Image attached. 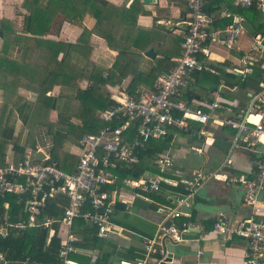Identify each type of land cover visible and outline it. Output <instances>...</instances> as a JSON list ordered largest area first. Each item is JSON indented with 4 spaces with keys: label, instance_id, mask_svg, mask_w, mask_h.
Wrapping results in <instances>:
<instances>
[{
    "label": "built area",
    "instance_id": "obj_1",
    "mask_svg": "<svg viewBox=\"0 0 264 264\" xmlns=\"http://www.w3.org/2000/svg\"><path fill=\"white\" fill-rule=\"evenodd\" d=\"M186 5L188 12L182 22L188 25V30L182 32L175 65L156 79L153 89L139 90L136 96L129 95L125 87L110 89V103L94 115L102 126L95 133L84 134L79 140V158L74 173L60 170L56 162H50L51 144L48 140L24 153L21 161H10L0 167V202L11 195L22 204L18 215L9 212L8 202L2 205L0 239H14L30 228H48L55 223L70 231L77 220L95 228L99 239H108L114 235L111 220L116 204L125 203L127 189L155 194L163 185H177L164 176L174 167V159L168 150L151 159V166L160 174L125 178L117 191L104 190L118 182L117 169L138 163L134 152L149 140H162L172 134L171 146L177 134L200 138L201 129L211 125L228 128L233 133L223 166L230 165L231 155L242 150L249 154L253 167L251 177L224 178V182L243 187L242 201L250 209L249 217L236 225H231L226 219H218L212 225V232L243 238L246 242L244 264H264V74L258 91L251 95L247 106L233 114L223 106V93L229 88L223 83L199 105L183 97L194 83L193 73L207 71L216 74L211 67L215 63L210 58L212 45L233 55L231 59L237 65L232 71L236 74L244 77L251 70L254 62L251 54L258 51L264 41V32L255 34L254 43L243 51L241 36L245 32V19L237 11L254 9L264 16V0H186ZM250 117L258 120L250 121ZM203 139L205 144L213 142L209 136H203ZM192 150L198 155L202 153V147ZM38 151L44 155V160L34 161ZM218 177L217 172L198 171L189 175V180H183L187 193L175 199L173 217L190 219L191 213L183 209H188L189 200L205 182ZM58 194L68 198L62 217L58 220L44 217L38 221L36 216L46 201ZM188 225L184 224L185 227ZM161 231L163 237L179 233L176 226L161 228ZM158 238L147 239L144 243L147 258L164 254ZM177 239L179 241L180 238ZM74 241L75 238L69 234L61 241L59 258L62 264H71L69 255L76 251ZM0 264L15 262L0 252Z\"/></svg>",
    "mask_w": 264,
    "mask_h": 264
},
{
    "label": "trees",
    "instance_id": "obj_2",
    "mask_svg": "<svg viewBox=\"0 0 264 264\" xmlns=\"http://www.w3.org/2000/svg\"><path fill=\"white\" fill-rule=\"evenodd\" d=\"M168 2L175 3L181 6L182 10L185 9V13L188 12L186 0H168ZM22 8L28 12L24 16L22 29H16L14 24L6 19L0 20V32L4 40V47L0 50V98L2 100L0 167L9 164L10 161L7 160L9 151L13 155V162L21 161L28 148L34 150L36 138L43 133L51 144L50 162H56L60 170L72 174L76 170L79 158L73 148L77 149L79 140L84 134L95 133L102 126L94 115L110 103V89L122 86L128 76L131 77V81L128 86L126 83L125 91L129 95L136 96L142 84L153 89L156 79L162 72L168 71L175 65L171 59L179 56V43L182 41V36L165 33L158 29L148 32L139 30L136 27L138 16L150 15L143 8L141 0H133L129 7H126V3L115 6L105 0H46L45 5L37 3L36 0H24ZM81 9L95 19L96 23L92 30L84 29L75 44L45 39L49 32L57 34L63 22L72 24L79 21ZM237 13L245 20H250L255 14L260 15L254 9L238 10ZM158 19L168 20V9L156 7L154 21ZM255 28L257 33L261 34L264 31L262 23ZM91 35L104 39L107 47L117 52L112 66L107 70L97 68L89 60L91 48L86 39ZM12 45L21 48L20 61L8 56V49ZM149 49H152L159 57L156 58L155 66L145 72L141 69L143 60L141 54ZM60 54L62 58L58 60ZM232 62V60H226L223 63L211 65L216 74L207 71L193 73L194 83L183 97L191 103L194 101L199 103L203 101L202 94L216 90L221 81L231 86L245 88L246 78L232 72ZM49 75L60 76V85L75 91L74 99L63 100L62 97L47 96L52 88L51 84L45 82ZM83 80L92 83L80 88L79 83ZM19 87L36 95L28 115L23 118V130L27 131L24 143L20 134L13 136V130L9 126L12 115L10 104L19 100L17 96ZM200 107L204 108L202 105ZM51 111L56 112L57 118L54 122L49 117ZM74 117L83 122L80 130L69 123ZM171 141L172 134L162 140H149L142 148L136 149L134 154L140 162L145 158L153 159L169 149ZM142 168L140 163L118 168L116 172L118 182L104 190L117 191L122 187V181L125 178L138 179L142 175ZM4 202H8L9 212L12 215L21 214L22 204L18 203L15 197L7 195L0 202V210ZM67 204L68 198L58 194L46 201L45 207L36 219L39 221L48 217L58 220L62 217L63 209ZM115 208L116 211L124 210V206L118 203ZM75 222L81 227L87 226L80 220ZM51 226L52 228H30L14 239H0V252H4L7 259L14 261L15 264H62L59 258L60 239L56 234L48 238L49 229H56L55 225ZM90 228L84 230L89 235L88 239H84L85 244L74 242L75 247L85 249L90 246L88 242L92 243L93 247L99 242L96 229ZM155 256L159 257V254ZM79 257L72 253L69 255V260L70 258L78 260ZM106 262V259L100 258L94 264H106ZM85 264H89V261Z\"/></svg>",
    "mask_w": 264,
    "mask_h": 264
},
{
    "label": "crops",
    "instance_id": "obj_3",
    "mask_svg": "<svg viewBox=\"0 0 264 264\" xmlns=\"http://www.w3.org/2000/svg\"><path fill=\"white\" fill-rule=\"evenodd\" d=\"M24 0H0V20L6 19L14 24L16 29H22L24 25V16L28 12L22 8ZM108 3L121 6L126 3L129 7L133 0H105ZM156 5H145L143 8L150 13V15H139L136 20V27L141 31H151L156 29L154 27L157 21H167L165 19H158L154 21L156 15V7L159 9H168L169 19L185 18V9L175 3H169L168 0H156ZM37 3L45 5L46 0H36ZM184 8V7H183ZM168 19V20H169ZM257 34L256 26H264V16L255 14L251 16L250 20H245ZM95 19L89 16L84 9L80 10L79 21L75 23L63 22L60 25V30L57 34L49 32L45 39L54 41L75 44L84 29L92 30L95 26ZM264 30V29H263ZM264 32V31H263ZM175 35L182 36L181 31L171 32ZM0 50L4 47V40L0 32ZM27 37H31L27 35ZM86 42L91 48L89 60L97 68L101 70L109 69L117 55V52L107 47L104 39L91 35ZM243 51H247L252 43H254V35L244 32L241 36ZM168 44V42L166 43ZM169 46V45H168ZM176 46V45H175ZM171 47V46H170ZM178 47V44H177ZM172 50L174 48L172 47ZM210 58L214 64H220L226 60H232L222 47L212 45L210 47ZM176 52V51H175ZM155 53V52H154ZM11 59L20 61L22 58L21 48L12 45L7 52ZM241 53L236 54L239 56ZM141 69L148 71L155 66V58L151 59L144 55ZM254 58L251 70L245 76V88L231 86L228 83L221 81L220 83L227 85L229 88L223 93V106L229 114H233L240 108H245L250 101L253 93L259 89V81L264 74V41L258 48V51H253L251 54ZM62 58L59 55L58 60ZM178 58V57H177ZM172 58V61L177 59ZM234 61L232 62L233 67ZM163 71L162 73H165ZM60 76L49 75L45 82L51 84V91L47 93L50 97H62L63 100L74 99L75 91L60 85ZM131 77L128 76L124 84L129 85ZM91 81H81L80 88L91 85ZM220 86V84H219ZM218 86V87H219ZM217 87V88H218ZM140 90L149 89L148 86L142 84ZM210 92L202 94V100L208 98ZM19 100L10 104L12 115L9 121V126L12 128L13 136L21 135L22 142H25L27 131L23 130V123L28 115V112L35 101L36 95L23 88L19 87L17 90ZM1 97V96H0ZM202 102V101H201ZM201 102H193L199 105ZM2 100L0 98V109ZM52 122L56 121V112L51 111L49 114ZM251 121H256L251 117ZM69 123L77 129L82 128L83 122L76 117L71 118ZM200 129V128H199ZM201 137L188 138L183 134H177L173 139L172 145L168 152L174 159L173 169L164 174L165 177L170 178L177 185L169 186L163 185L159 193L152 195L141 194L136 191L127 189V198L125 203H118L124 206V210L116 211L112 217V225L114 235L108 239H100L93 247V244L88 248H78L74 254L79 255L80 259L70 258L71 264H94L97 259H106V264H161L165 258V254L156 257L152 255L150 258L146 257L144 250V243L147 239L158 238V242L173 247L171 260L165 264H244L246 254V242L243 238L229 235H219L212 232V225L218 219H226L231 225H236L243 222L250 215V209L243 203V187L238 184L224 182V178H232L237 176L251 177L253 174V167L250 162V157L247 152L242 150L231 155V164L223 166L227 151L230 146L233 133L230 129L216 128L211 125H206L202 129ZM203 136H209L213 142L207 141L203 143ZM46 137L41 133L35 140V147L44 144ZM202 153L196 154L192 148H201ZM77 153V149L73 148ZM28 148L26 152H28ZM9 151V150H8ZM13 155L9 151L7 153V160L12 161ZM189 156H195L201 159V164L195 167H186L183 163L188 161ZM151 159L145 158L138 163L143 167L142 174L155 175L160 174L155 167L151 166ZM183 162V163H182ZM204 171L209 173L217 172L219 177L216 180H210L197 190L195 196L189 200L188 211L191 213V218L186 219L185 216L179 218L173 217V212L176 209L175 199L186 196L187 191L183 184V180H189V175L193 172ZM184 174V175H181ZM162 175V174H161ZM163 176V175H162ZM184 224H189L187 227ZM55 225L56 229H49L48 238L54 234L60 239L64 240L68 234L75 238L74 242L84 243V239H88L89 235L84 232L86 229H91L90 226H79V223L74 222L70 231L61 224ZM176 226L179 230L178 234L170 236H161V228H168ZM161 236V237H160ZM180 238L179 241L176 238ZM75 244V243H74ZM105 255V257H103ZM72 257V256H71ZM73 259V260H71Z\"/></svg>",
    "mask_w": 264,
    "mask_h": 264
},
{
    "label": "water",
    "instance_id": "obj_4",
    "mask_svg": "<svg viewBox=\"0 0 264 264\" xmlns=\"http://www.w3.org/2000/svg\"><path fill=\"white\" fill-rule=\"evenodd\" d=\"M142 3L145 5H156L157 1L156 0H142ZM154 27L165 33H171L175 30L186 32L188 30V25L182 22V18H172L167 21H157L155 22ZM243 28L245 32L249 33L250 35H255V30L247 22L243 23ZM144 55L151 59H154L156 56L152 49L147 50L144 53ZM33 159L34 161H42L44 160V155L38 151L35 153ZM161 246L165 254V258L161 264H165L171 260V256H172L174 249L171 246L165 245L164 241L162 242Z\"/></svg>",
    "mask_w": 264,
    "mask_h": 264
},
{
    "label": "rangeland",
    "instance_id": "obj_5",
    "mask_svg": "<svg viewBox=\"0 0 264 264\" xmlns=\"http://www.w3.org/2000/svg\"><path fill=\"white\" fill-rule=\"evenodd\" d=\"M124 83H123V85L121 87H125L126 86V84H124ZM187 160L188 161H185L184 163L182 162L186 167H192V166L195 167V166L201 164V159L197 158L195 156H189L187 158Z\"/></svg>",
    "mask_w": 264,
    "mask_h": 264
},
{
    "label": "bare ground",
    "instance_id": "obj_6",
    "mask_svg": "<svg viewBox=\"0 0 264 264\" xmlns=\"http://www.w3.org/2000/svg\"><path fill=\"white\" fill-rule=\"evenodd\" d=\"M254 119L256 118V117H253ZM249 120L251 121V117L249 118ZM258 120V118H256V121ZM256 121H254V122H256Z\"/></svg>",
    "mask_w": 264,
    "mask_h": 264
}]
</instances>
